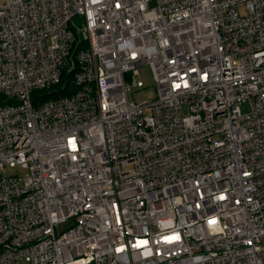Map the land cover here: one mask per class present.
Returning a JSON list of instances; mask_svg holds the SVG:
<instances>
[{"label": "built area", "instance_id": "1", "mask_svg": "<svg viewBox=\"0 0 264 264\" xmlns=\"http://www.w3.org/2000/svg\"><path fill=\"white\" fill-rule=\"evenodd\" d=\"M145 63L157 97L132 101ZM17 166L0 264H264V0H0Z\"/></svg>", "mask_w": 264, "mask_h": 264}, {"label": "rangeland", "instance_id": "2", "mask_svg": "<svg viewBox=\"0 0 264 264\" xmlns=\"http://www.w3.org/2000/svg\"><path fill=\"white\" fill-rule=\"evenodd\" d=\"M239 10L242 14L247 12V8L245 3L239 4ZM140 73L137 76L138 80L143 82V86H135L133 89L128 93V97L132 101L142 102V101H152L157 97V85L154 80V76L151 70V67L148 63L143 64L140 66L139 69ZM241 109L243 112L248 110V105L246 103L241 104ZM148 111V110H146ZM18 174L22 176L24 174V169L20 166L17 167H7L4 171H1L0 174Z\"/></svg>", "mask_w": 264, "mask_h": 264}, {"label": "trees", "instance_id": "3", "mask_svg": "<svg viewBox=\"0 0 264 264\" xmlns=\"http://www.w3.org/2000/svg\"><path fill=\"white\" fill-rule=\"evenodd\" d=\"M74 90V84L72 81V76L70 74H65L58 84L50 89H41L35 92V96L41 98L42 101L52 97H58L59 95H65L71 93ZM37 102H39L37 100Z\"/></svg>", "mask_w": 264, "mask_h": 264}]
</instances>
